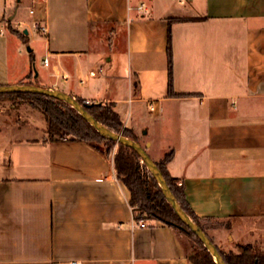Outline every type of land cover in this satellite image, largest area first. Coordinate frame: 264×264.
I'll return each mask as SVG.
<instances>
[{
	"label": "crops",
	"instance_id": "0c3cea01",
	"mask_svg": "<svg viewBox=\"0 0 264 264\" xmlns=\"http://www.w3.org/2000/svg\"><path fill=\"white\" fill-rule=\"evenodd\" d=\"M0 28L1 85L112 104L155 162L174 151L198 218L230 221L227 239L207 227L217 246L264 252L243 243L264 232V0H30L22 16L0 0ZM46 136L40 111L0 101V264H192L177 229L135 226L114 154Z\"/></svg>",
	"mask_w": 264,
	"mask_h": 264
},
{
	"label": "trees",
	"instance_id": "16d2710c",
	"mask_svg": "<svg viewBox=\"0 0 264 264\" xmlns=\"http://www.w3.org/2000/svg\"><path fill=\"white\" fill-rule=\"evenodd\" d=\"M175 21H184V19H177ZM10 24L11 22L8 21L9 26ZM19 36L27 43L25 36L22 34H19ZM168 60L169 92L171 95H175L173 91L171 32H169ZM25 84L32 85L31 83ZM7 99L28 103L44 115L47 122V137L45 139L47 142L66 140L85 142L108 158L113 155L112 151L118 145V150L115 152L113 158L115 170L118 179L126 185L131 193L130 205L136 218L138 220L144 219V215H150L154 220L177 229L179 234L189 241L187 245L189 249L188 258L192 264H216L214 258L201 240L180 220L172 206L167 202L156 179L147 169L142 158L133 149L122 144H117L101 135L71 105L64 101L38 94L17 93L0 95V101ZM76 99L81 104H86L84 100ZM87 111L111 131L139 142L134 133L124 127L119 113L112 104H88ZM173 156L174 151H170L156 164L159 166L167 184L183 209L193 222L209 236L206 224H210L212 220L200 219L193 213L185 199L183 186H179L178 182L168 172L167 165ZM219 251L227 264H264V252L251 245L239 246L237 253L232 251L225 253L220 249Z\"/></svg>",
	"mask_w": 264,
	"mask_h": 264
},
{
	"label": "water",
	"instance_id": "95a60500",
	"mask_svg": "<svg viewBox=\"0 0 264 264\" xmlns=\"http://www.w3.org/2000/svg\"><path fill=\"white\" fill-rule=\"evenodd\" d=\"M20 1V0H18ZM27 34V31L25 32ZM31 51V48H28ZM38 94L49 96L61 101H64L71 105L87 122H89L101 135L116 142L117 144H122L126 147L133 149L141 158L143 163L146 165L147 169L156 179L160 186V189L167 200V202L172 206L180 220L201 240L206 249L214 258L216 264H227L223 259L219 247L211 240V238L204 232L193 220L189 217L186 211L183 209L173 192L171 191L169 185L167 184L162 171L156 162L151 158L147 149L143 147L139 142L131 140L124 137L122 134L111 131L102 123L98 122L88 111L87 103L81 104L76 98L71 95L62 92L60 90L43 88L36 85H1L0 95L5 94Z\"/></svg>",
	"mask_w": 264,
	"mask_h": 264
},
{
	"label": "rangeland",
	"instance_id": "374dc122",
	"mask_svg": "<svg viewBox=\"0 0 264 264\" xmlns=\"http://www.w3.org/2000/svg\"><path fill=\"white\" fill-rule=\"evenodd\" d=\"M11 1V6L17 7L19 9V15H28L29 12V5H30V0H23L22 3H20L18 0H10ZM94 45L97 46V40L94 39ZM31 48V46H29ZM32 49V48H31ZM41 87V86H40ZM104 105V104H103ZM106 105V104H105ZM47 137V136H46ZM141 144V142H139ZM143 147H147V144L143 141V143L141 144ZM118 150V145H116L112 151V154H115V152ZM144 219H151L154 220L150 215H144ZM230 224V221H223V222H213L211 221L210 224H206L207 227H212L217 229V232H212V236L214 237V239H216L217 235L216 234H221L222 238L227 239L229 232L228 231H224L225 228H227ZM258 239H261L260 243H262V249H264V232H257L256 235L252 236H247L244 240L243 243H251L253 241H256ZM187 240V239H186ZM189 244V241H187V245ZM235 244H237V242L233 241V250H235V253L238 252L239 248H238V244L237 246H235ZM219 247V246H218ZM219 249L222 252L225 253H229L231 251L230 246H225L223 248ZM234 252V251H232Z\"/></svg>",
	"mask_w": 264,
	"mask_h": 264
},
{
	"label": "built area",
	"instance_id": "2783aa9c",
	"mask_svg": "<svg viewBox=\"0 0 264 264\" xmlns=\"http://www.w3.org/2000/svg\"><path fill=\"white\" fill-rule=\"evenodd\" d=\"M172 1L175 2V3H177V4H179V5H182V6H184V5H186V4H188V3L190 2V0H172ZM145 8H146V5L143 3V4L140 5L139 10H144ZM31 14H33V11H31ZM35 29L38 30V31H41L43 34L47 33V29H46L45 27L40 26L39 24H36V25H35ZM0 33H2L1 28H0ZM43 64H44L45 66H49V60H48V59H45V60L43 61ZM98 73H103V70L100 69V70L98 71ZM92 74H93V75H96L97 72L93 71ZM62 78H63L64 80H66V81L68 80V76L65 75V74L62 75ZM87 104H90V103L87 102ZM150 109H151V110H154V108H153L152 105H151ZM178 185H179V186H183V183L178 182ZM135 226H136V227H139V228H144V227H146L147 225H146V223L144 222V219H139V220H138V219L136 218V216H135ZM70 264H81V263H79V262H71Z\"/></svg>",
	"mask_w": 264,
	"mask_h": 264
}]
</instances>
